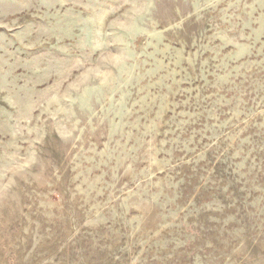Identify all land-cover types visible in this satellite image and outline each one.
I'll return each instance as SVG.
<instances>
[{"label": "rangeland", "instance_id": "374dc122", "mask_svg": "<svg viewBox=\"0 0 264 264\" xmlns=\"http://www.w3.org/2000/svg\"><path fill=\"white\" fill-rule=\"evenodd\" d=\"M0 264H264V0H0Z\"/></svg>", "mask_w": 264, "mask_h": 264}]
</instances>
